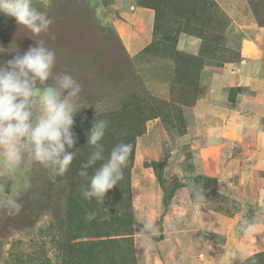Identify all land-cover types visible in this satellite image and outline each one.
Returning <instances> with one entry per match:
<instances>
[{"label":"rangeland","instance_id":"1","mask_svg":"<svg viewBox=\"0 0 264 264\" xmlns=\"http://www.w3.org/2000/svg\"><path fill=\"white\" fill-rule=\"evenodd\" d=\"M152 1L158 8H150L152 19L141 22L137 14V19L114 14L112 0H33L34 6L54 20L39 36L20 26L15 18L0 13V62L22 55L43 40L56 53L54 75L68 73L82 86V105H78L82 107L74 116L73 126L79 139L69 150L79 151L68 171L53 181L49 168L32 163L15 175H0V195L5 190H17L21 205L18 212L0 205V264H148L164 252L161 240L174 251L171 256H163L169 260L167 264H190L194 258L205 264L245 261L247 248L241 243L233 247L226 242L218 248L213 243L224 241L213 237L214 241L206 240L205 235L194 239L196 232L190 228L197 225L180 219L190 217L186 216L190 207L184 197L189 185L209 194L201 201L204 206L232 199L234 193L228 192L229 198L221 194L222 189L217 192L218 180L210 181L206 188V183L195 179V169L200 172V158L202 163L215 162L212 146L222 140L245 145L246 138L254 137L256 141V137L264 136L257 131H264V118L251 119L253 112L262 117L259 109L230 101L225 87L215 82L207 86V75L200 81L198 73H211L208 68L215 70L217 62H238L243 38L253 32L257 37L256 41L248 40L250 47L257 51L264 47V0ZM145 4L150 6L147 0ZM157 12L163 16L154 21ZM122 35L130 52L122 44ZM199 49L203 55L197 60ZM228 67L232 70V65ZM227 68L225 75L232 73ZM199 81L206 82V89L202 99L198 97L201 103L193 106ZM210 94V101L204 103ZM230 102L235 103L233 109ZM168 108L175 114L180 112L185 120L184 135L179 136L181 129L172 114L157 116ZM95 118L106 119L109 124L100 142L105 160L87 169L89 176L118 143L133 145L123 179L106 193L103 203L81 195L87 180L78 174L94 151L87 145V133ZM251 121L255 123V136L250 134ZM210 130L218 131L212 143ZM126 133L127 137L123 136ZM263 145L257 144L260 151ZM246 152L237 156L238 161L223 163L225 172L217 177L220 184L225 183L223 180L235 182V170L250 181L257 169L255 162L263 166L253 151ZM153 162L161 164V176L155 174L157 166ZM25 182L30 187L25 188ZM240 200L245 203L244 197ZM231 202L224 201L220 213L228 212ZM95 209V218L86 220L85 216ZM145 217L158 229L150 244L138 231ZM201 218L198 214L195 220ZM170 220L183 225L175 227L181 238L168 229ZM103 235L111 240L99 245ZM182 238L187 243L178 246L176 240ZM176 252L181 256L175 257ZM262 261L264 264V257Z\"/></svg>","mask_w":264,"mask_h":264},{"label":"clouds","instance_id":"2","mask_svg":"<svg viewBox=\"0 0 264 264\" xmlns=\"http://www.w3.org/2000/svg\"><path fill=\"white\" fill-rule=\"evenodd\" d=\"M0 13L15 18L36 36L46 33L54 22L47 12L34 6L33 0H0ZM55 64L56 53L43 40L22 55L0 62V175H15L26 165L38 163L51 170L54 181L68 171L79 151L69 150L79 139L73 126L74 116L82 107L78 106L82 105V86L68 73L54 75ZM108 124L106 119L93 121L87 133V145L93 146L94 151L78 173L87 180L81 195L102 203L106 193L123 179V170L133 149L131 143H118L107 160L89 176L87 169L105 160L100 142ZM217 138L218 131L210 130L209 143ZM24 187L30 184L25 182ZM0 205L18 212L19 191L5 190L0 195ZM94 218V212L85 216L89 221ZM260 227L261 222L256 219L246 220L241 225V233L257 234ZM157 230L155 222L147 217L138 227L149 244Z\"/></svg>","mask_w":264,"mask_h":264},{"label":"crops","instance_id":"3","mask_svg":"<svg viewBox=\"0 0 264 264\" xmlns=\"http://www.w3.org/2000/svg\"><path fill=\"white\" fill-rule=\"evenodd\" d=\"M111 3H112L111 5L114 7V14H118L121 17L127 15L129 17H135V14H137V17L141 22H144L146 18L149 20L152 19L153 10L147 7L139 6L137 4L139 3L138 0H112ZM256 37H257V32L256 34L253 32L251 35L247 36V38H243V44L241 45V54L238 62L229 63L230 65L225 63L222 66L215 67L216 69L213 71L210 68H208L211 73H207L206 71L201 70L199 72L200 73L199 78L201 81L202 78L205 77V75H207L208 77L207 86L209 85V82H211V84L215 82L220 86L225 87L224 89L226 92L224 93L227 94V97H229L230 101L232 102L236 101L237 103L242 104V106L247 109H255V108L259 109L260 110L259 113L262 115V117L258 113L253 112V114L251 115V119L260 121L261 118H264V47L257 51L258 48L252 49L248 42L249 39L256 41ZM120 38L124 48L127 49L128 52H130L128 48L129 46H127L126 43H124L126 37L122 35ZM245 46L249 47V49L246 48L248 52L245 51L244 49ZM231 65H232V70L231 67L227 68V66H231ZM233 66H235L236 69ZM226 68L228 71L231 70L230 72L232 73L225 75L224 69ZM200 83H201L199 84L200 91L197 90L198 93L195 94L197 100L198 97H200V100L202 99V96L204 95L206 89L205 88L206 82L202 81ZM229 91H230V96L228 95ZM235 92H237L236 95ZM212 96H213L212 94L208 95V98L207 100H205L204 103L209 102ZM196 99L193 102V106L201 103V101L199 102V100L197 101ZM232 102H230V107L233 109L235 107V103ZM206 105L209 106V103ZM247 114L248 116L250 115L248 112ZM251 122L253 123L250 129L251 131L250 134L251 136H255V131H253L255 123L254 121ZM257 131L262 132L264 135V131H261V129L258 128ZM227 143H231V144L228 145ZM257 144H264V136L256 137V141L254 137L246 138L245 145L239 141L223 142L222 140V142L216 144L218 146H212V149L210 150L215 152V155H212L213 159L215 160L214 163L211 164L209 160H206L205 163H202L201 162L202 158H200V162L198 158V162H199L198 167L200 169V172L197 171V169H195V179L200 181L201 183H206V188H208L210 181L212 183L214 182V180H216V182L218 180V182L216 183V187H218L217 192L220 191V189H222L220 191L221 194L227 195L229 196V198L232 197V199H227V200L228 201L232 200L231 203L233 205H231L232 208L228 212L224 211L223 213H220V209L222 208L223 202L227 201L225 199L224 200L219 199L218 202L215 201L213 207L208 203L206 206H204L202 203L204 201L203 198L209 194L204 190L202 191L197 190L198 187H195L194 185L191 186L189 185V189H184V197L185 198L187 197L185 203L190 207L188 211H186L188 212L186 216L190 215V217L189 219L186 220H184L183 218H181L182 220L180 219V221L189 222L190 225H194V224L197 225L190 228L196 232L194 239H199V236H202L203 238V235H205L206 240L207 238L211 239V237H213L215 239L224 241L222 242V244L213 243L218 248L224 246L226 242L231 243L233 247L241 243L242 248L243 247L247 248L246 249L247 252L245 253L246 254L245 259L258 253H264V151H263L264 145L260 151L259 146H257ZM248 149L250 151H253L257 156V158L263 162V166L261 165L260 162H255L257 169L253 170L252 173L253 177L250 181L246 180L245 177H241V175L237 174V170H235V182L233 181H231L232 183L229 181L226 182L222 179L223 182L225 183L220 184L221 181H219L217 177L220 178V176L218 175L221 173V171L225 172L223 170V163L226 162L232 163V161L234 160L236 161V159L238 161L239 158L237 156L240 154L247 153L246 150L248 151ZM199 164H201L202 166L200 167ZM218 164H219V168L217 166ZM239 176L241 177V179L238 178ZM244 176H247V174L245 173ZM186 180H188V178ZM219 185L225 187L221 188ZM228 192L234 194H232L230 197ZM189 197L191 198L189 199ZM242 197L245 198V203H241L240 198ZM191 199H194V202H192ZM234 210H235V214H232ZM242 211H244V213H242ZM198 214H201L202 218L196 221L195 219ZM251 219H256L257 221L261 222V227L258 229L257 234H248V235L242 234L241 225L246 220H251ZM170 222L172 225L169 226L168 229L171 231V233L173 232L174 234H176L175 236L181 238L182 234H179L178 231L175 229V227L183 226V225L173 223V221L171 220ZM161 225L163 226L162 223ZM160 234L161 233H159V235ZM186 241L187 239L185 240V242ZM205 241H203L202 244ZM211 241L214 240L211 239ZM234 241H236V243H234ZM185 242L183 238L176 240L178 246L179 245L182 246V244ZM159 244L163 246L164 252L163 253L159 252V254L155 258V262H151L148 264H167L169 260L163 259V256L164 255L166 256L167 254L168 256H171L169 255L170 253L174 254L173 253L174 251L170 248V246H165L166 243L163 240H161ZM203 246L205 245L203 244ZM227 249L229 250L232 248H227ZM238 251L242 253L241 250ZM174 256L180 257L181 255L178 252H176ZM188 260H189L188 258L185 259V261ZM202 262L203 261H198L197 259L194 258L193 262H190V264H205ZM185 264H189V263L186 262ZM208 264H210V262H208Z\"/></svg>","mask_w":264,"mask_h":264},{"label":"trees","instance_id":"4","mask_svg":"<svg viewBox=\"0 0 264 264\" xmlns=\"http://www.w3.org/2000/svg\"><path fill=\"white\" fill-rule=\"evenodd\" d=\"M138 2H139V4H140V6H143V7H147V8H151V9H154V10H156L155 8H158V6H156V1L155 2H153L152 0H147V2L150 4V6L149 5H147V4H145V0H138ZM154 5V6H153ZM160 14V12L158 13L157 12V14L155 15V20L154 21H157L158 19H161L162 18V16H160L159 15ZM156 25V26H155ZM154 25V27L156 28H158V26H159V24H155ZM187 31V30H186ZM188 32H190L191 33V31H188ZM174 41H176V39H173ZM204 46H208V45H204ZM178 53V52H177ZM179 54H181V55H179V56H182L183 54L182 53H179ZM198 55L199 56H195V58L198 60V58H200V57H202V53H200V49H199V53H198ZM184 56H187V55H184ZM225 63H229V62H223V63H220V62H217L216 63V65L217 66H222V65H224ZM198 73H199V71H198ZM232 90V89H231ZM239 90V89H238ZM228 95L230 96V91L228 92ZM169 106H171V105H169ZM168 107V106H167ZM162 109V108H161ZM168 111H169V108H168ZM166 112V111H162L161 113H160V115H157V116H161V115H163V114H165V116L167 115V116H170V114H172L173 116H174V119L176 120V122L178 123V129H181V133L179 134V136H182V135H184V132L186 131V126L183 124V122L185 121V120H183V118H182V116H181V114H180V112L179 113H177V114H175V113H173L172 111H169V112ZM172 112V113H171ZM156 115V114H155ZM164 118V117H163ZM170 118V117H169ZM126 136L127 137V133L126 134H123V136ZM153 165L154 166H157V171H156V173L155 174H157V175H159V176H161L160 175V172L162 171V167H161V164L160 163H157V162H153ZM158 177V176H157ZM96 210L97 209H95V210H93L92 212H94V213H96ZM126 224H128V222H126ZM130 225V224H129ZM81 226V225H80ZM79 229L78 228V226H76L75 227V229ZM98 233V232H97ZM97 233H94L95 235L97 234ZM105 237V240H104V237ZM103 236H101V241L99 242V245H104V244H106L107 242H109L110 240H111V237L110 238H108L109 236H107V235H103ZM73 238H75V236H73V237H71V239H73ZM71 246V245H70ZM262 257H264V253H258V254H255V255H252L251 257H248V258H246L245 259V261H242L240 264H242L243 262H245L246 264L247 263H250L252 260H255L256 261V264H263V261H262ZM258 261H260V262H258Z\"/></svg>","mask_w":264,"mask_h":264}]
</instances>
